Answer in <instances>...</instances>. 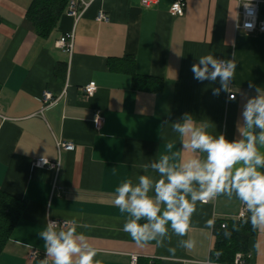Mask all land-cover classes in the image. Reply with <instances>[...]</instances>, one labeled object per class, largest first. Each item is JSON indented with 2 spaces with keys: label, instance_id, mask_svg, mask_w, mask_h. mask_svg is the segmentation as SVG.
Masks as SVG:
<instances>
[{
  "label": "crops",
  "instance_id": "1",
  "mask_svg": "<svg viewBox=\"0 0 264 264\" xmlns=\"http://www.w3.org/2000/svg\"><path fill=\"white\" fill-rule=\"evenodd\" d=\"M84 1L90 7L76 25L64 10L51 32L41 36L28 21L33 0H0V192L25 203L0 264H40L45 249L38 234L46 217L71 223L96 249L94 262L100 264H131L132 255L138 257L136 264H234L213 257L216 227L239 221L245 210L234 193L197 202L188 235L178 237L169 228L163 247L155 241L138 246L122 230L127 214L112 201L126 179L136 184L139 175L162 178L150 164L182 149L171 123L186 112L198 123H212L208 131L214 136L240 138L243 103L255 95L249 83L264 89V31L237 29L234 0H186L183 16L170 14L174 0H160L149 9L141 0ZM99 11L108 21H97ZM72 31L70 56L58 41ZM210 53L235 58L234 100L224 92L212 95L218 81L193 78L192 64ZM131 70L141 86H134ZM151 78L163 81L160 91L147 86ZM92 81L97 91L86 96L82 88ZM45 91L63 96L44 109ZM97 112L105 118L100 129L94 123ZM165 120L169 123L163 126ZM58 141L72 143L74 150L59 154ZM259 150L264 152V146ZM193 157L205 160L207 154L181 151L169 163ZM41 159L60 161L59 170L37 167ZM209 219L215 221L212 229L206 227ZM188 238L196 241L194 249L178 247L180 239ZM31 250L42 257L30 260ZM239 253L246 264H264V231H256L247 252Z\"/></svg>",
  "mask_w": 264,
  "mask_h": 264
},
{
  "label": "clouds",
  "instance_id": "2",
  "mask_svg": "<svg viewBox=\"0 0 264 264\" xmlns=\"http://www.w3.org/2000/svg\"><path fill=\"white\" fill-rule=\"evenodd\" d=\"M236 69L234 57L221 59L212 53L199 57L191 66L193 78L198 82L218 81L219 87L212 89L213 96L224 92L230 100L235 99L232 82ZM249 88H255V95L246 97L243 103L239 139L228 140L222 133L218 136L210 134L208 129L212 123H198L191 113L186 112L171 123L172 131L180 136L182 149L172 157L163 154L150 164L162 178L153 180L148 175H139L138 183L126 179L115 189L112 203L128 217L122 230L138 246L155 241L157 246L163 247L169 228L178 237L187 236L197 202L206 203L225 194L231 198L233 193L250 213L244 223H250L253 231H264V152L259 150V146H264V89L252 83ZM168 123L165 120L162 125ZM257 128L260 129L258 133L255 132ZM173 147L171 142L166 145L168 151ZM181 151H199L206 153L207 157L205 160L193 157L179 164H170V159L180 156ZM143 167L146 169L149 165ZM152 191L154 196L149 194ZM142 219L147 222L141 224ZM214 224L215 221L209 219L206 227L212 229ZM233 231H239V228L234 226L228 231L225 226L223 236L230 238ZM38 235L45 249L40 264H49V261L51 264H100L94 262L96 249L85 242L83 234H77L75 227H62L56 220L46 217L44 230ZM178 247L192 250L196 241L180 239ZM168 251L174 253L176 249L169 248ZM219 255L217 252L216 256Z\"/></svg>",
  "mask_w": 264,
  "mask_h": 264
},
{
  "label": "trees",
  "instance_id": "3",
  "mask_svg": "<svg viewBox=\"0 0 264 264\" xmlns=\"http://www.w3.org/2000/svg\"><path fill=\"white\" fill-rule=\"evenodd\" d=\"M67 0H33L29 11L28 21H30L41 36H47L56 26V23L65 10ZM135 87L141 86V78L133 70L130 71ZM145 80L144 78L142 79ZM163 81L159 79H149L147 86L160 91ZM25 203L6 193L0 192V254L8 242L10 235L21 217ZM250 215V213H249ZM248 217V216H247ZM247 217L245 219H247ZM244 219V220H245ZM241 221H225L226 229L232 231L233 227H238L239 231H233L230 238H225L222 224L216 227V243L213 251L214 260L219 262H233L237 253H246L249 239L256 233L251 228L250 223ZM147 221L142 219L141 224ZM219 252V257L216 253Z\"/></svg>",
  "mask_w": 264,
  "mask_h": 264
},
{
  "label": "built area",
  "instance_id": "4",
  "mask_svg": "<svg viewBox=\"0 0 264 264\" xmlns=\"http://www.w3.org/2000/svg\"><path fill=\"white\" fill-rule=\"evenodd\" d=\"M238 4V16L239 23L237 24V29L242 30L246 33H255V32H263L264 31V20L260 18V8L264 4V1L261 0H234ZM160 0H141L142 7L149 9L157 6ZM187 3L186 0H174V2L170 6V14L172 16H183L185 13ZM90 7V3L85 2L84 0H67V5L65 9V14L72 18L75 21V25L77 22L83 17L87 9ZM97 21L103 22L108 21V15L104 11H99L97 15ZM251 25V27H248ZM75 34L74 31L65 34L58 41V46L62 48L65 52H67L70 56L73 53V45H74ZM67 87V85H66ZM97 85L95 82H90L86 86L82 88L83 93L86 96H93L97 91ZM66 88L64 89L65 92ZM65 94V93H63ZM63 96V95H62ZM60 97H54L49 91H45L42 94L41 101L44 103V109L53 105L56 101H58ZM236 96V95H235ZM0 117L2 116V106L0 104ZM105 122V118L101 115V113L97 112L94 117V123L98 129L102 127ZM57 148L59 150V154L62 151H73L74 145L69 142H57ZM44 161H47L45 163ZM37 167H48L50 169H54L56 171L60 168V161L53 162L47 159H41L36 161ZM209 202L203 203L208 204ZM247 212L243 210L237 217V220L241 221L246 218ZM62 227H70L71 223L68 221H60L56 220ZM225 222L222 224V228H225ZM42 256L36 250H31L29 252L28 258L30 260L40 259ZM250 257V256H248ZM245 256L242 253H237L235 255L234 264H246ZM138 261V257L135 255L131 256V264H136Z\"/></svg>",
  "mask_w": 264,
  "mask_h": 264
},
{
  "label": "bare ground",
  "instance_id": "5",
  "mask_svg": "<svg viewBox=\"0 0 264 264\" xmlns=\"http://www.w3.org/2000/svg\"><path fill=\"white\" fill-rule=\"evenodd\" d=\"M88 9H89V8H88ZM88 9H87V10H88Z\"/></svg>",
  "mask_w": 264,
  "mask_h": 264
}]
</instances>
